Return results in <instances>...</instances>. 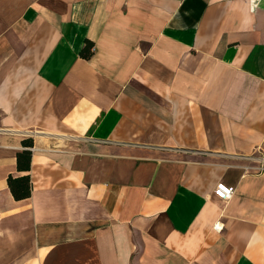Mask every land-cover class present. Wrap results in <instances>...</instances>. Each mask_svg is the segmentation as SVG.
Masks as SVG:
<instances>
[{
	"label": "crops",
	"instance_id": "crops-1",
	"mask_svg": "<svg viewBox=\"0 0 264 264\" xmlns=\"http://www.w3.org/2000/svg\"><path fill=\"white\" fill-rule=\"evenodd\" d=\"M0 264H264V0H0Z\"/></svg>",
	"mask_w": 264,
	"mask_h": 264
},
{
	"label": "trees",
	"instance_id": "trees-1",
	"mask_svg": "<svg viewBox=\"0 0 264 264\" xmlns=\"http://www.w3.org/2000/svg\"><path fill=\"white\" fill-rule=\"evenodd\" d=\"M92 42L88 41L86 45L80 50V55L84 58H89L92 55ZM24 146L30 147L33 145L31 138L22 140ZM31 151L29 149H23L16 153V167L20 171H26L30 169ZM7 185L10 189L12 196L18 200L30 196L31 193V181L29 174L7 177Z\"/></svg>",
	"mask_w": 264,
	"mask_h": 264
},
{
	"label": "built area",
	"instance_id": "built-area-1",
	"mask_svg": "<svg viewBox=\"0 0 264 264\" xmlns=\"http://www.w3.org/2000/svg\"><path fill=\"white\" fill-rule=\"evenodd\" d=\"M234 190H235L234 186L229 185L225 183L224 181H219L217 182L213 190V193L220 200H228L233 195ZM214 228L216 230H220L222 228V225H219V223H216L214 225Z\"/></svg>",
	"mask_w": 264,
	"mask_h": 264
},
{
	"label": "rangeland",
	"instance_id": "rangeland-1",
	"mask_svg": "<svg viewBox=\"0 0 264 264\" xmlns=\"http://www.w3.org/2000/svg\"><path fill=\"white\" fill-rule=\"evenodd\" d=\"M181 79V77H169V78H167L166 77V81L165 80H160V81H156V82H163V83H173V82H178L179 80ZM148 82H150V81H147V80H143V81H132V84H134V85H139V84H141V83H148ZM139 89H143V88H141V87H139Z\"/></svg>",
	"mask_w": 264,
	"mask_h": 264
}]
</instances>
